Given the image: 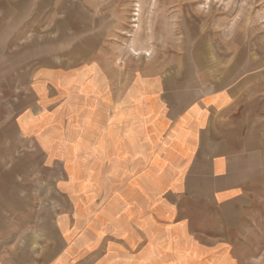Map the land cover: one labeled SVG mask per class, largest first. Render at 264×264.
I'll return each mask as SVG.
<instances>
[{
    "label": "crops",
    "instance_id": "0c3cea01",
    "mask_svg": "<svg viewBox=\"0 0 264 264\" xmlns=\"http://www.w3.org/2000/svg\"><path fill=\"white\" fill-rule=\"evenodd\" d=\"M0 8V264H244L196 226L260 182L261 141L232 123L240 81L205 92L192 65L123 79L94 61L4 65L27 17ZM6 88L23 108L6 111Z\"/></svg>",
    "mask_w": 264,
    "mask_h": 264
},
{
    "label": "rangeland",
    "instance_id": "374dc122",
    "mask_svg": "<svg viewBox=\"0 0 264 264\" xmlns=\"http://www.w3.org/2000/svg\"><path fill=\"white\" fill-rule=\"evenodd\" d=\"M1 6L27 17L8 50L21 54L5 56L4 65L94 61L115 64L118 79L125 73L192 74L183 70L192 65L204 70L196 74L205 92L218 81L239 80L235 135L244 128L264 149V0H0ZM31 44L36 55L24 49ZM25 75L5 71L9 84L12 77L22 83ZM20 91V98L13 97L14 90L6 88V111L23 108ZM260 158V182L248 185L247 205L226 211L203 207L214 215L196 218L201 237L229 243L244 264H264V150Z\"/></svg>",
    "mask_w": 264,
    "mask_h": 264
}]
</instances>
